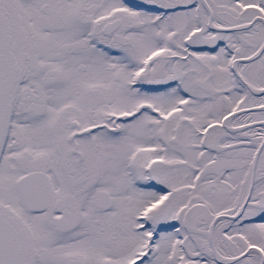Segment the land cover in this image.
Returning a JSON list of instances; mask_svg holds the SVG:
<instances>
[{"label": "snow or ice", "instance_id": "snow-or-ice-1", "mask_svg": "<svg viewBox=\"0 0 264 264\" xmlns=\"http://www.w3.org/2000/svg\"><path fill=\"white\" fill-rule=\"evenodd\" d=\"M0 264H264V0H0Z\"/></svg>", "mask_w": 264, "mask_h": 264}]
</instances>
